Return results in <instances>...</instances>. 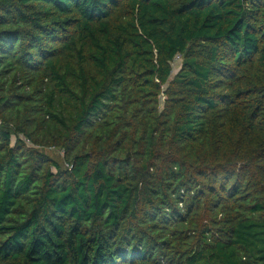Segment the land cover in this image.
<instances>
[{"label": "trees", "instance_id": "obj_1", "mask_svg": "<svg viewBox=\"0 0 264 264\" xmlns=\"http://www.w3.org/2000/svg\"><path fill=\"white\" fill-rule=\"evenodd\" d=\"M0 264H264V0H0Z\"/></svg>", "mask_w": 264, "mask_h": 264}, {"label": "rangeland", "instance_id": "obj_2", "mask_svg": "<svg viewBox=\"0 0 264 264\" xmlns=\"http://www.w3.org/2000/svg\"><path fill=\"white\" fill-rule=\"evenodd\" d=\"M179 67V59L175 58V61L173 62V71H176ZM47 153L51 155L55 160H57L59 163H62V151L58 149H51L47 150Z\"/></svg>", "mask_w": 264, "mask_h": 264}, {"label": "built area", "instance_id": "obj_3", "mask_svg": "<svg viewBox=\"0 0 264 264\" xmlns=\"http://www.w3.org/2000/svg\"><path fill=\"white\" fill-rule=\"evenodd\" d=\"M175 58H178L177 56Z\"/></svg>", "mask_w": 264, "mask_h": 264}]
</instances>
